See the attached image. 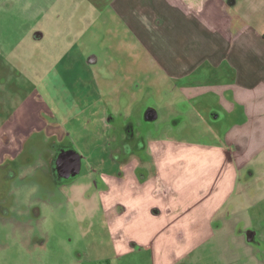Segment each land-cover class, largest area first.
Segmentation results:
<instances>
[{
    "label": "crops",
    "instance_id": "0c3cea01",
    "mask_svg": "<svg viewBox=\"0 0 264 264\" xmlns=\"http://www.w3.org/2000/svg\"><path fill=\"white\" fill-rule=\"evenodd\" d=\"M38 1L30 4V14L36 20L44 14L48 32L68 33L66 39L74 35L78 41L83 37L80 33H93L89 40L96 34L108 33L109 41L101 40L107 47L137 48L147 56L166 52L171 66L164 68L165 72L170 80L177 79L181 97L194 101L190 111L196 113L197 123L217 111L201 100L206 95L215 98L216 106L228 115L236 108L241 110L242 114L234 117L223 132L213 131L211 142L177 138L165 132L161 137L139 142L131 138L130 143L136 147L124 154L118 151L122 147L115 146L108 163L93 153L98 163L89 166V171L97 176L98 183H88L79 191L75 186L81 184H72L66 190L68 202L77 204L75 208L94 202L100 210L108 230L109 253L117 264H131L139 256L146 264H191L202 260L212 242L229 235L230 224L239 221V210L247 200L250 185L244 186L243 175L245 170L249 175L254 173L247 164L264 150V9H255L264 5V0H46L45 7L37 6ZM74 57L86 71L87 65L98 61L97 54H85L83 49ZM60 77L62 81H73L63 74ZM93 77L89 75L87 81L78 75L73 88L66 85L78 94V107L89 111L92 134L96 126L101 131L105 110L101 105L105 87ZM106 84L113 92L112 83ZM28 99L23 105H33L34 96ZM43 114L50 112L41 104L32 121L23 119L26 113H21L19 120L14 117L22 145L33 133L41 132L48 140L52 136L58 144H69L79 156L80 165L82 160L91 159L71 142L76 128L67 131L59 118L47 121ZM212 115L213 119L218 117ZM105 119L112 128L107 115ZM201 129L208 130L206 125ZM91 187L92 192L87 194ZM247 226L242 225L238 231L242 240L238 243L251 255V242L243 235ZM66 235L52 233L41 238L61 241ZM21 240L25 244V235ZM38 245L43 247L42 242ZM64 252L67 251L60 248L56 260L48 264L92 262H85L81 251L78 258H68Z\"/></svg>",
    "mask_w": 264,
    "mask_h": 264
},
{
    "label": "rangeland",
    "instance_id": "374dc122",
    "mask_svg": "<svg viewBox=\"0 0 264 264\" xmlns=\"http://www.w3.org/2000/svg\"><path fill=\"white\" fill-rule=\"evenodd\" d=\"M33 1L0 0V156L9 153L13 156L22 147L14 119L19 120V115L26 113L23 119L32 121L42 104L50 112V115L43 114V119L59 118L67 131L76 128L71 142L91 159L82 160L78 175L63 181L54 178L44 168L46 159L60 146H70L66 142L59 145L52 139L54 137L50 136L48 140L44 133L38 132L25 140L16 159L0 163V264H48L56 260L60 248L67 251L64 253L68 258H78L81 251L85 262L92 261L87 262L89 264H117L115 259H111L108 230L104 227L100 210L94 202L85 208H75L77 204L69 203L66 193L67 187L72 184L85 186L89 183L94 186L98 183L97 176L89 171V166L95 167L98 163L93 159V153L104 158L103 163H108L109 153L115 150V146L122 147L118 151L124 154L131 147H136L130 143L131 138L139 142L149 137H161L165 132L177 138L211 142L213 131L223 132L231 120L242 112L236 108L228 115L216 106L215 98L206 95L201 100L217 111L209 113L206 121L197 123L196 113L190 111L194 101L181 97L177 79L170 80L165 72L164 68L171 66L166 52L147 56L140 54L141 50L137 48L107 47L101 40L109 41L108 33L96 34L97 37L91 40L93 33H80L83 36L81 40L87 38V41H78L74 35L66 39L68 33L46 31L47 17L44 14L37 20L30 14L33 9L30 4H35ZM39 5L45 7L47 1L39 0ZM255 9L263 10L264 5L259 4ZM70 44L78 47L71 49L68 47ZM82 49L85 54L98 55L96 64L87 65L89 71L74 59L78 50ZM67 51L70 53L66 55ZM74 62L76 64L73 65ZM61 74L73 81L78 75L88 81L90 75L104 85L106 90L102 89L101 105L105 110L101 114V131L96 126L95 133L90 132L93 130L89 121L92 117H89L88 110L84 112L78 107V94L72 89L73 81H62ZM107 81L115 88L113 92H109ZM30 95L35 98L33 105L30 102L23 105L30 101ZM22 105L23 109H19ZM149 107L157 113L155 120L144 117ZM212 113L218 114V117L213 119ZM106 115L112 128L105 119ZM84 123L87 126L81 128ZM205 125L207 131L201 129ZM2 136L7 139L5 142H12L14 148L1 143ZM247 169L254 173L249 175L245 170L243 175L244 186L250 185H246L247 200L243 199L245 201L239 210L238 219L241 222L230 224V234L215 239L212 247L203 253V259L191 264H264V150L255 160L248 162ZM91 192L92 187L87 194ZM242 225H248L247 231L255 233L257 245L254 242L249 244L251 255L243 249L244 245L238 243L240 238L237 233ZM52 233L67 235L61 241L41 238ZM24 235L25 244L21 240ZM39 242L43 243V247L38 245ZM132 263L146 264V261L139 256Z\"/></svg>",
    "mask_w": 264,
    "mask_h": 264
},
{
    "label": "flooded vegetation",
    "instance_id": "af4514ba",
    "mask_svg": "<svg viewBox=\"0 0 264 264\" xmlns=\"http://www.w3.org/2000/svg\"><path fill=\"white\" fill-rule=\"evenodd\" d=\"M126 132L129 133L130 131H126ZM3 137L4 136H2L1 138L2 140L1 143L7 144L8 146L12 144V142L9 143L10 141L5 142V140L7 139ZM59 145H63V144H59ZM20 146H23V145H20ZM126 146L130 148L129 145H126ZM9 147L14 148L13 145ZM131 149L132 147L130 148V150ZM20 150H22V147H20L17 153L14 154L13 156H11L10 153L5 156L4 155L0 156V163L4 161L10 162L16 159V156L19 153H21ZM72 151L73 149L71 148L60 146L53 155L47 157L46 165L44 166V168L48 169L51 175L56 179H59L61 181L69 179L72 175L71 176L69 175V177H65L64 175L68 173V170L72 171L74 164L76 163V159H77V156L74 153H72ZM1 153L4 154V152H1ZM80 169H81V165H80ZM247 230L248 228L243 231V235L245 236L246 240L250 242H254L255 245H257V241L255 240V233L254 232L252 233L251 231H247Z\"/></svg>",
    "mask_w": 264,
    "mask_h": 264
},
{
    "label": "water",
    "instance_id": "95a60500",
    "mask_svg": "<svg viewBox=\"0 0 264 264\" xmlns=\"http://www.w3.org/2000/svg\"><path fill=\"white\" fill-rule=\"evenodd\" d=\"M144 117L146 119L152 121V120H155L156 119L157 113L153 109H148L144 113ZM72 153H74L77 156L76 163L74 164V167H73L72 171L68 170V173L64 175L65 177H69V175L70 176L71 175L74 176V175L78 174L79 173V170H80V160H79V156L74 151H72Z\"/></svg>",
    "mask_w": 264,
    "mask_h": 264
},
{
    "label": "clouds",
    "instance_id": "9594fccd",
    "mask_svg": "<svg viewBox=\"0 0 264 264\" xmlns=\"http://www.w3.org/2000/svg\"><path fill=\"white\" fill-rule=\"evenodd\" d=\"M75 187H76V189L79 191L80 188H82L83 186H75Z\"/></svg>",
    "mask_w": 264,
    "mask_h": 264
}]
</instances>
